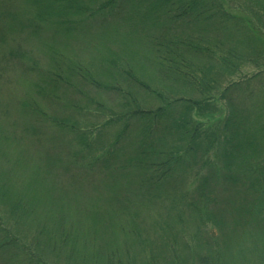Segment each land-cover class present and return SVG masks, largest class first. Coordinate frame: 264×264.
<instances>
[{
  "label": "trees",
  "instance_id": "16d2710c",
  "mask_svg": "<svg viewBox=\"0 0 264 264\" xmlns=\"http://www.w3.org/2000/svg\"><path fill=\"white\" fill-rule=\"evenodd\" d=\"M20 6L22 9L17 11L10 1L7 4L0 3V19L6 21L5 30L8 29L4 33L0 31V34L14 37L17 42L20 41L26 48L32 49L35 55L40 56L41 46L38 47L36 43L40 42L41 35H50L48 37L53 39V36L59 35L57 31L61 30V35L67 37V45L60 48L56 46L60 49L57 50L50 44L47 50L43 51L51 66L66 56L79 58L78 55L84 54L80 53L79 49L67 50V47L74 48L76 45L75 41L70 40L74 34L82 36L100 28L117 33L126 29L128 43L132 45L133 52H121L118 51L119 48L114 50L113 45L104 47L99 44L95 54L106 51L108 57L92 60L93 62L87 59L91 61L89 70H81L78 65L73 66V63L62 68L67 67L68 75L60 82H65L68 89L77 92V86H73V83L78 79L90 85L98 96H112L109 118L102 124V128H110L108 130L119 128L110 144V136L106 135V130L102 137L98 136L97 142L93 141L94 135L99 131L94 122L87 128L88 132L84 128L76 129L83 121L77 123L75 117L81 119L79 116L91 114L92 118H95L92 113L96 112L91 110V105L100 106L96 102L100 100L84 97L81 99L87 107L84 113L69 114L65 111L68 106L66 89H63L64 85L57 80L53 81L55 87L51 85L49 89L45 88L41 98L68 115H48L42 110L32 111L31 105L19 102L17 93L28 88L30 83L34 82L32 74H37L30 70L27 57L17 61L22 66L15 73V107L12 106L14 110H11L23 120L32 118L34 124L25 129L33 139L42 140L51 131L58 132L61 138H73L75 143L65 146L62 154L54 157L51 162L60 169L58 176L61 183H66V180L72 177L75 186L87 184L77 193L59 191L60 196H53L52 199L56 209L45 210L51 213L46 216L43 210L36 206L33 192L22 195L15 191L10 181V168L8 174L0 176V205H5L8 219L19 218L21 225L29 230L28 243L22 246L18 242H10L12 238L8 229L11 227H2L0 224L3 230L0 233V264H56L51 257L46 256L47 253L56 254L55 258L59 264H140L144 254L140 249L137 251L138 239L145 235V232L139 230V221L141 224L143 222L137 212L132 213L130 218L126 216L127 222L133 228L127 227L125 234L134 238L114 237L108 244H103L95 241L105 238L102 227L109 226L107 237L117 232L114 224L107 225V218L109 215L113 221L120 216L121 208L118 203L112 201L108 211L101 208L103 204L106 205V201L101 196L100 189L99 198L90 204L91 200L82 205L74 202L76 199L88 198L93 193L94 175H97L94 173L98 171L105 173L109 179L110 185L102 191L104 196L108 191L109 194L105 197L110 199L118 189L121 179L126 182L121 186L128 189L132 184L130 179L136 175V183L140 181V192L149 191L140 197L142 202L160 198L161 192L165 197H172L173 194H166L163 192L164 188L158 187L166 181L174 180L177 175L195 179L197 170L204 171V174H200L199 183L195 188V198H191L188 205V214L192 215L193 212L199 225L206 229L203 230L200 246L192 255L189 250L186 251L190 258L185 252L181 255L173 253L177 258L174 262L168 259L169 264H188V260L191 264H221L223 250L219 254L215 246H223L229 242V237H225L228 233L225 229L229 225L238 231L242 230L245 242L250 243V246L245 247L244 253L250 254L252 251L256 256L257 249L251 246V242L258 237L264 245V95L257 98L250 107L241 103L235 104L229 98L245 83L233 82L219 95L222 75L218 76L221 72L225 73L226 68L239 73L243 65L241 62L257 64L255 62L259 63L261 60V54L264 53V0H26L18 4V7ZM22 18L31 22L21 26L19 21ZM30 27H33L31 30L34 32H24ZM46 28H52L54 31L45 34L42 30ZM157 29L160 30L159 37L154 34L147 36L145 33H153ZM122 34L126 38L125 33ZM250 44L263 52L253 54L250 48L245 47ZM228 47L230 49L225 52ZM97 48L100 51H97ZM152 50L156 53L153 59L150 57ZM223 54L224 59L221 57ZM250 55H254L256 61L252 56L249 59ZM202 56H205V64L208 61L212 63L205 69L195 65ZM126 62L129 63V70H124ZM92 63L103 69H94ZM154 68L161 70L160 77L154 72ZM88 72L96 75H87ZM23 75H27L31 82L28 78L22 79ZM228 75L234 76L232 73ZM114 79H120L131 91L136 90L138 97H133V94L130 96L127 92L120 93L118 84L113 83ZM155 80L160 82L156 83ZM150 83L157 87H151ZM35 89L36 87L30 90L33 91L31 95ZM259 90L263 92V86ZM211 92L216 93V96L209 97ZM188 93L200 94L202 97L189 100L185 98ZM139 94H146L149 100L156 101L160 106L155 109L144 107L146 105L139 106L137 99L143 102ZM177 95L180 97H175ZM219 102H225L227 116L220 124L211 125L210 129L203 128L201 121L205 119L204 124L209 127L206 123L215 113L216 104ZM61 117L66 120L59 121ZM1 120L2 136L6 138L8 132L3 130L6 123H1ZM95 122L101 124L99 121ZM51 124L55 128H52ZM38 127L41 128V133L36 132ZM69 147H76L80 151L69 154ZM77 154L91 157L90 162L93 158L98 166L89 164L85 171L78 169L77 165L83 163L76 162L85 160ZM0 158L5 161L7 158V153L1 148ZM218 162L228 174L219 184L215 170L211 167V164L216 165ZM206 168L209 174L206 173ZM214 190L222 191V197L225 198V203L220 206L226 210L227 221L219 217L215 203L218 193H214ZM176 199L178 207L185 205L184 199L181 201L178 196ZM139 200L135 204H138ZM124 211L128 210L125 208ZM257 223L263 225L262 231ZM124 224L126 222L122 218L120 225ZM232 234L231 231L228 236ZM66 236L70 239L67 240ZM217 237L223 238V241ZM31 243V250L35 255L26 250ZM79 243L84 254H90L87 255L90 258L76 259ZM162 243L149 254L156 258L152 264H160V255L165 250L163 246L160 248ZM235 245L238 246V243ZM231 247L232 244L229 245V250ZM158 249L159 256L156 254ZM135 251L138 252V259L135 258ZM165 251V254L172 255L169 250ZM244 253L241 264H248L252 256H246ZM207 254L212 255V259ZM262 255L256 258V264H264V251Z\"/></svg>",
  "mask_w": 264,
  "mask_h": 264
},
{
  "label": "rangeland",
  "instance_id": "374dc122",
  "mask_svg": "<svg viewBox=\"0 0 264 264\" xmlns=\"http://www.w3.org/2000/svg\"><path fill=\"white\" fill-rule=\"evenodd\" d=\"M9 1L12 3L13 8H17V11H20L22 9V6L18 7V4L20 5V3H23V1L26 0H0V3L7 4ZM19 22L22 26V25H27L28 22L31 21L29 20L25 21V19L22 18L20 19ZM32 28L33 27L25 29L24 32L27 31L29 33L30 31L34 32L31 30ZM5 29H6V21L4 19H0V31L2 33H4V31L7 32L8 29L7 30ZM52 31H54V29L52 28H46V30H42V32H44L45 34H49ZM16 32L18 31H15V33ZM122 33H125L126 38ZM122 33L119 32L117 33L112 30L104 31L103 28H100L95 31H90L89 33L84 34L82 36L74 34L70 38V40L72 39L73 41H75L76 45H74V48L67 47V50L70 51L71 49H79L80 53H84V54H80L81 56L78 55L79 58H71L66 56L65 54L66 57H64V59L61 58L59 63L57 61V63L52 66L51 64L48 63L49 60L46 58L45 56L46 54L43 51H46L50 44H52V46L55 47L57 46L59 48L67 45V37L61 35L63 34L61 30L57 31V34L59 35L53 36V39L48 37L50 35L48 36L41 35L40 42L36 43L38 47L41 46L40 56L35 55L32 49L26 48L25 45L22 44L20 41L17 42V40L14 37L2 36V34H0V119H2L1 123L5 121L6 127L3 130L8 132L6 138H3L1 131L2 127L0 126V148L1 150H4L7 153L6 161L0 158V176L3 177L5 174H8V169L10 168L12 171V176L10 178V181L13 183L15 187V191L22 195H27L29 192H33L35 194L36 206L42 209L43 213L46 216H50L51 213L45 212V210L56 209L52 203V199L53 196L56 198L60 196L59 191H68L72 193H77L82 191L85 188V184L87 183H82L78 186H75L72 177L67 179L66 183H61L60 182L61 180L59 179L58 176L60 169L51 162L54 157H59L62 154V151L66 149L65 146H70L75 143L73 138H61L59 137L58 132L53 133L51 131L48 132L47 135H45V137L42 140L33 139L26 132L25 129L27 128V126H31L34 124L32 118L31 119L29 118L30 120L27 118L23 120L17 113L15 115L14 112L12 111L14 110L15 107V92L13 91L16 87L15 73L22 66L18 64L17 61L22 57L23 58L27 57L30 61V65H29L30 70L33 73L37 74V75L32 74V79L34 82H31V80L28 78L27 75L22 76V79L28 78L29 81L31 82L30 86L32 85L33 87L31 88L30 86H28V88L24 89L21 93H17L19 102H23V104H27V106L31 105L32 111L37 110L38 112H41L42 110L48 115H68V113L63 112L58 108H54L53 105L48 104V102H46L41 98V94L44 95L45 93V88L49 89L51 85L55 87V85H53V81L57 80L60 84L64 85V88L63 86L62 88L66 89L65 96L66 99L68 100L67 101L68 106L67 108H65V111H68L69 114L78 113V112L84 113V110L87 109L86 104L83 101H81V99L84 97H92L96 100H100V101H96L97 103H99L100 106H97L96 104L91 105L92 106L91 110L96 112V113L94 112L92 113L93 117L95 118H92L91 114H88V116L78 115L82 120L78 119L77 116L75 117L76 120H78L76 121L77 123L83 121L82 125L76 127V129L84 128L85 131H87V128L90 125H92L94 122L97 128L99 129V131L94 135L93 141L97 142L98 138L102 137L106 130V135L109 134L110 136V140L108 142L110 144L113 142L119 128L115 130L111 129L112 130L111 131L108 130L110 128H102V124L104 125L105 121H107V119L109 118L108 111L109 108L112 107V101H113L112 96L110 95H107L110 97L98 96L90 88V85L84 84L80 82L78 79H76L75 83H73V86H77L76 87L77 92H75L73 90L68 89L67 85H65V82H60V80L66 78L68 75L67 67L62 69L63 66H66L67 64L73 63V66L78 65V67H80L81 70H85V69L89 70L91 67V65L89 64L91 63L92 60L95 61V59H101V58L104 59L108 57V52L100 51V49L98 48L97 51L100 52L98 54H95L96 46L99 44H101L104 47L113 45L114 50L116 48H119L118 51L121 52H125V51L133 52L132 45L128 43L129 38L127 37V30L124 29ZM145 33L147 36L154 34V36L159 37L160 30L157 29L153 33H150L149 31ZM57 47L56 49L60 50ZM245 47L246 49L250 48L249 50H252L253 54L259 51V49L253 46V44L247 45ZM229 49H230L229 47L225 49V52L226 50L228 51ZM259 52H263V50ZM69 54L71 53H68V55ZM30 55H34V57H30ZM71 55L74 56L75 54L72 53ZM251 56L252 55H250L248 58L250 59ZM150 57L152 59L153 57H156V53L154 50H152ZM221 57L224 59L225 55L223 54ZM252 57L256 61L254 55ZM87 59H91V61L89 62ZM204 59L205 56H202L201 60L197 61L195 65L197 67L205 69L212 64L209 61L205 64ZM255 63L257 64L248 61L241 62L240 64L243 65L241 66L239 73L231 72L230 68H226L224 70L225 73L221 72L218 76L220 77L222 75L221 77L222 82H220L219 85L220 86L219 95L231 83L244 82L245 84L242 86V88L236 91V93L232 95V98H229L230 100L234 101L235 104L241 103L245 107H250L257 98L259 97L261 98V95H264V91L261 92L259 90L262 86L264 89V53L261 54V60L259 61V63L257 61ZM25 64H27V62ZM92 64L93 66H95L94 69L96 68L97 70L103 69L102 67H99L98 64L95 63ZM124 64H125L124 70H129L130 68L128 66L129 63L126 62ZM42 70L44 71L42 72ZM154 70H155L154 72L160 77L159 72L161 70L159 68L156 69L154 68ZM229 73H232L234 76L228 77ZM89 74H91L92 76L96 75L93 72H88L87 75ZM155 82L159 83L160 80H155ZM113 83L118 84V89L120 90V93L127 92L128 95L130 96H132L133 94V97L136 98L138 97V95H136L137 91L136 90L131 91L127 86H124V83H122L120 79H114ZM150 86L157 87L156 85H153V83H150ZM35 87H36L35 92L33 93V95H31L33 91L30 92V90L34 89ZM164 93L168 94L166 91H164ZM139 95L142 97V101H143L140 102L141 100L139 98L137 99L139 106L146 105L144 107L149 109H155L156 107L160 106V104L157 103L156 101L149 100L146 94H139ZM199 95L200 94H196V93H192V94L188 93L185 98L189 100H198L199 97H202L201 95L200 96ZM213 95L216 96V93L211 92L209 94V97H213ZM175 97H180V96L177 95ZM170 98H172V95H170ZM71 101L74 103H71ZM214 111L215 113L206 123L209 125V127L204 124L205 119L201 121V125L203 128L210 129L211 125L217 123L220 124L224 120V118L227 116L228 113V109L226 107L225 102L217 103ZM23 117H27V116L24 115ZM61 118L62 119H59V121L66 120L65 117H61ZM95 121H99L101 124H97ZM52 128L55 127L52 126ZM36 132L41 133V128L39 129L38 127ZM62 133L63 132H60V134ZM52 136L55 139H53ZM58 137L60 139H58ZM107 144L105 145V148L108 147ZM78 151L80 150L76 147L73 148L69 147L68 152L69 154H73ZM77 155L80 156L79 154ZM80 158L84 159L85 161H80L76 163H83L79 166L77 165L78 169H81L82 171L87 170V166L89 164L93 167L98 166V164L95 163L96 161H94L93 158L92 161L90 162L91 157L80 156ZM211 167L214 168L215 170L214 172L216 175V179L218 180V184L220 183V180H224V178L228 176L227 172L225 170H222V164H220L219 162L216 165L211 164ZM205 171L207 174H209L207 168L205 169ZM197 173L198 174L195 179L193 177L189 179L188 176L185 178L182 177L181 175H177L178 177L174 178V180L164 182L161 185V187L159 186L158 188L160 189L164 188L165 191L163 192H166V194L169 195L173 194V196L168 198L165 197L164 193L161 192L159 194L160 198L155 200H148L145 201L146 202L145 203L142 202L143 200L140 197L146 195L147 193H149V191L140 192V189L138 188L140 181L136 183L137 182L135 178L136 175L130 179L132 184L129 186L128 189H124V187L121 186L122 184L124 185L126 183L123 179H121L122 181L119 182V186H118L119 190L117 189L113 194V196L111 195V199H110L109 197H105L107 194H109V192L106 191V195L104 196V193L102 191L105 188H107V186L110 185L109 184L110 182H108L109 179L106 177L105 173L98 171L97 173H94L97 175H94L95 186L93 187L94 188L93 193H91V195L88 196V198L85 197L83 199H76L74 200V202H77L79 205H82L85 202H86L85 204H87V202L91 200L89 202L90 204L93 200L99 198L98 190L100 189L101 196L104 197L106 201L105 203L106 205L103 204L101 208L108 211L110 208V204H112L111 203L112 201L118 203V207L121 208L120 216L116 217L113 221H111L109 215L107 218L108 221L107 225H109L110 223L114 224L116 226L117 232L115 235L107 237V231L109 229V226L102 227L103 236L105 238L95 241L103 244H108L110 241H112L114 237L121 239L130 238V237L134 238L131 235L125 234V229H127V227L133 228L132 225L129 222H127L128 219H126V216L128 215V218H130L132 213L137 212V214L140 216V220L143 222L141 224V222L139 221L140 223L139 230L145 232V235H142L138 239L137 251H139L140 249L141 251H143L142 253L144 254L143 256L144 258L141 259L142 261L140 264L153 263V261L156 258L153 255L149 256V254L152 251H155L161 242L163 243L160 246V248L163 246V248L165 250H169L170 254L172 255L165 254L167 252L164 250L160 255L159 262L160 264H169L170 261H168V259L169 260L171 259L174 262L175 259L177 258V256L174 255L176 253L181 255L183 252H185V255H187L186 251L189 250V254L192 255L193 252H195V250L200 246V240L204 235L203 230H206L205 227H201L202 225H199L197 221L198 219L193 215V212L192 215L188 214L189 213L188 205L191 202V198L192 199L195 198V191H196L195 188L199 183L200 174H204V171L197 170ZM72 176L74 175L72 174ZM3 181L5 180L3 179ZM154 183L157 184L158 182H154ZM158 188L156 186V189ZM215 192L218 193V198L216 196L214 197H216L215 203L217 205V211L219 213V217L222 220L227 221L228 216L226 214V210H223L221 208L222 206H220L221 204L223 205V203H225L224 201L225 198L222 197L221 194L222 191L220 192L214 190V193ZM177 196L179 197V199H181V201H183V199L186 201L185 205H181L180 207H178L179 205L176 199ZM139 198L141 200H139ZM138 200L139 203L135 204V202ZM226 205L228 206L227 203ZM4 207L5 205L4 206L0 205V224L2 225V227L5 226L11 227V229H8V231L10 232L9 233L10 237L12 238L10 242L12 243L18 242L19 244H22V246L23 245L25 246V243H28L27 240L29 237V230L27 229L26 226L21 225V221H19V218H17L18 220H15L14 217L10 218L8 216L10 219L9 220L6 216ZM176 207H178V209H176ZM185 207L187 209H185ZM223 207L226 208V206ZM125 208L128 211L123 212V209ZM115 211L119 212L117 209H115ZM112 215L114 216V214ZM201 217L203 218V216ZM122 218L125 219L126 224L121 226L120 220ZM262 219L264 220V218ZM257 225L261 229L260 231H262L263 225L261 223H257ZM209 228L210 226L208 225V229ZM225 230L226 233L227 231L228 233L232 231L233 234L230 236H228V233L226 234L225 237H229L227 239L229 242H227L223 246H215V248H217L216 250L219 251V254H221L220 252L221 250H223L221 264H241L243 259L244 249L245 247L250 246V243L245 242L246 238L242 230L238 231V229L234 228L231 225L226 226ZM2 231H3L2 228H0V233ZM189 235L190 237H188ZM66 238L67 240L70 239V237L68 236H66ZM217 238L223 241V238L221 237H217ZM256 238L257 240L251 242V246L257 249L255 250L257 255L254 256L252 251H250L251 252L250 254L248 252L244 253V255L246 256L248 255L252 256L248 264H256L258 261L257 257L259 255H262V252L264 251L263 250L264 245L262 241L259 240L258 237ZM5 239L8 240L7 237H5ZM235 243H238V246L235 245ZM230 244H232V247L229 250ZM29 245L31 246L30 247L28 246L29 248L27 247L26 250L29 251L32 255H35V252L31 250L32 243ZM129 247L132 248L131 245ZM159 249L156 251L157 252L156 254H158V256L160 254L158 253ZM137 251H135V258L138 259L139 257ZM76 255H77L76 259H80L82 257H89L87 255L90 254H84L82 250V245L81 243H79L78 253ZM46 256L51 257L54 263L59 264L57 262V259L55 258L56 254L47 253ZM187 257L190 258V256L188 255ZM208 257L212 259V255L211 256L208 255ZM149 259L151 260V262H148ZM75 264H81V262ZM96 264L98 263L96 262ZM188 264H191L189 263V260H188ZM215 264L218 263L215 262Z\"/></svg>",
  "mask_w": 264,
  "mask_h": 264
}]
</instances>
